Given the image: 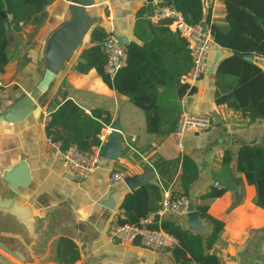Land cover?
<instances>
[{
	"label": "crops",
	"instance_id": "obj_1",
	"mask_svg": "<svg viewBox=\"0 0 264 264\" xmlns=\"http://www.w3.org/2000/svg\"><path fill=\"white\" fill-rule=\"evenodd\" d=\"M204 4L211 22L226 30L225 0H205ZM70 5L71 0H52L46 5V17L41 24L22 23L8 35L9 60L0 87V242L13 252L10 255L0 246V254L13 264H64L71 258L61 246V239L65 238L77 249L79 259L74 264H178L172 250L153 251L142 246L138 239L132 243L114 241L108 229L115 215L128 220L121 208L127 195L146 187L147 205L156 208L164 190L181 192L182 163L187 155L198 167V176L189 187V199L195 208L198 203H207L208 213L225 224L216 243L206 252L215 254L223 264H264V208L256 203L255 186L237 170L242 145H264V120L251 122L241 112L216 103L218 89L227 90L235 80L231 75L216 76L217 65L231 51L214 46L208 69L217 52L221 58L213 73L207 70L191 86L196 90L177 97L174 103L171 101L177 87L157 86L162 131L150 132L144 109L109 87L95 69L79 73L76 66L83 50L96 44L91 36L95 27L125 36L128 43L142 44L139 38L149 40L161 28H169L166 21L154 23L144 17L152 7L150 0H95L88 8L94 19L93 28L62 70L45 81V43L70 17ZM108 7L111 12L107 11ZM7 18L10 21L12 17L7 14ZM261 24L264 28L263 21ZM250 56L253 58L250 62L264 72V56ZM32 93L36 95L37 108L27 119L18 123L2 119L5 109ZM66 100L74 101L87 114L99 110L103 116L110 115L111 123L99 133L101 149L112 139L121 142L119 159L102 157L97 170L83 181L73 179L65 171L63 156L55 151L42 124L44 112L52 114ZM182 106L212 119L209 130L187 132L183 136V149L177 147L173 136ZM227 151L231 161L226 167L223 158ZM117 171L124 172L125 178L110 185L108 178ZM6 174H11L15 188L10 186ZM216 182L226 188L225 193L201 201L200 197ZM109 194L112 208L105 204ZM157 212H149L155 214L154 225L173 221L190 229L187 212ZM156 215L160 216L159 222ZM202 222L204 231L190 230L207 237L212 226Z\"/></svg>",
	"mask_w": 264,
	"mask_h": 264
},
{
	"label": "trees",
	"instance_id": "obj_2",
	"mask_svg": "<svg viewBox=\"0 0 264 264\" xmlns=\"http://www.w3.org/2000/svg\"><path fill=\"white\" fill-rule=\"evenodd\" d=\"M52 0H0V12L11 15L0 21V69L4 71L8 63L7 49L10 45L9 32L18 29L22 23L41 24L46 17V5ZM180 10L186 21L191 24L207 23L216 45L231 51L217 65L216 76L231 75L235 78L232 85L224 91L220 87L216 94L218 105L226 104L229 108L248 116L251 122L264 120V72L255 63L245 59L246 56H264V0H225L228 28L221 29L211 22L210 13H205L203 0H167ZM167 23V22H165ZM155 30V29H154ZM156 32V30L154 31ZM149 40L139 38L143 43L131 41L127 44L128 60L114 77L105 73L106 56L99 47L105 36L104 27H95L91 36L93 43L85 48L76 66L79 73L95 69L103 81L120 94L130 97V101L147 112L148 130L162 131V115L159 109L157 86L164 89L177 87V97L192 94L196 89L181 82V78L190 70L192 59L186 48V41L168 27L161 28ZM111 123L109 114L94 110L87 114L74 101L66 100L53 113L46 132L54 140L62 141L65 150L70 144H77L82 150L88 151L101 145L100 131ZM173 129V128H172ZM71 137V140L68 139ZM231 154L227 151L223 164L227 167ZM237 170L243 173L249 184L256 188V203L264 208V145L244 144L238 152ZM198 176L196 162L185 155L182 163V191L189 198V187ZM224 186H212L210 191L200 197L208 201L222 196ZM148 189L146 187L127 195L121 208L128 217V222L135 223L147 216L150 211L159 210V206L147 205ZM207 203H198L196 210L203 221L212 226L209 236L204 237L189 228L173 221H163L153 225L162 229L178 240L179 244L172 249L178 264L197 261L201 264H223L219 258L206 250L211 249L224 230V222L208 213ZM61 246L64 253L71 258L64 264H74L79 255L74 243L62 238Z\"/></svg>",
	"mask_w": 264,
	"mask_h": 264
},
{
	"label": "built area",
	"instance_id": "obj_3",
	"mask_svg": "<svg viewBox=\"0 0 264 264\" xmlns=\"http://www.w3.org/2000/svg\"><path fill=\"white\" fill-rule=\"evenodd\" d=\"M150 3L152 7L144 17L154 23L166 21L169 28L186 41V48L191 55L192 65L185 75L184 83L194 86L207 73L211 50L216 46L209 27L205 29L202 23L191 24L187 22L183 13L168 3L167 0H150ZM107 11L111 12V8L108 7ZM99 47L106 56L105 73L114 77L127 64V45L121 44L117 35L109 32L99 42ZM1 86H3V70L0 69ZM51 120V112L45 111L42 124L47 127ZM211 126L212 119L209 115L193 113L182 106L181 115L173 131L177 147L183 149V136L187 132L199 133L209 130ZM48 139L55 151L63 156L65 171L77 181L88 179L102 162L100 146L85 151L77 144L72 143L64 150L61 140H54L51 135H48ZM124 178L125 173L117 171L109 176L108 183L114 185L123 181ZM215 186L222 187L218 182L215 183ZM189 201L190 199L180 192L164 190L159 201L160 208L157 213L177 214L187 212ZM154 224V213L148 214L135 223L123 221L119 214L112 219L108 235L112 240L123 243H132L138 239L142 246L153 251L174 249L179 244V240L162 229L153 228ZM187 264L201 263L191 261Z\"/></svg>",
	"mask_w": 264,
	"mask_h": 264
},
{
	"label": "water",
	"instance_id": "obj_4",
	"mask_svg": "<svg viewBox=\"0 0 264 264\" xmlns=\"http://www.w3.org/2000/svg\"><path fill=\"white\" fill-rule=\"evenodd\" d=\"M205 1V0H204ZM95 4V0H71L70 17L62 22L47 38L44 47V62H45V81L50 77L58 74L70 56L75 52L76 48L81 44L84 37L91 31L94 25V19L88 12V8ZM7 14L5 11L0 12V21L5 19ZM203 26L207 29L208 25L204 21ZM121 44H128V38L117 35ZM221 53L217 52L214 57V63L208 69V73H213L215 64L220 60ZM247 61H252V56L245 57ZM36 95L34 93L27 94L19 101L5 109L1 117L7 122L18 123L22 122L37 108L35 102ZM71 140V137H68ZM121 142L112 139L108 144L101 149V156L107 160H118L120 156ZM11 187L15 188L11 181V174H6ZM131 177L127 178L129 181ZM131 189L132 186L129 185ZM105 204L112 208L111 194L109 200ZM188 225L190 229L195 231H204V224L195 208L193 200H190L187 205ZM160 216L156 215V222H159ZM0 246L8 254L12 253L7 246L0 242ZM11 255V254H10ZM0 264H13L8 257L0 255Z\"/></svg>",
	"mask_w": 264,
	"mask_h": 264
},
{
	"label": "flooded vegetation",
	"instance_id": "obj_5",
	"mask_svg": "<svg viewBox=\"0 0 264 264\" xmlns=\"http://www.w3.org/2000/svg\"><path fill=\"white\" fill-rule=\"evenodd\" d=\"M0 255H2V254H0ZM2 256H4V255H2ZM6 257V256H5Z\"/></svg>",
	"mask_w": 264,
	"mask_h": 264
}]
</instances>
